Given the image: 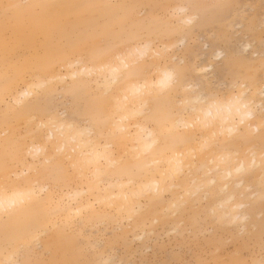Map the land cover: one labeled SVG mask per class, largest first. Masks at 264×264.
Returning a JSON list of instances; mask_svg holds the SVG:
<instances>
[{"label":"bare ground","instance_id":"bare-ground-1","mask_svg":"<svg viewBox=\"0 0 264 264\" xmlns=\"http://www.w3.org/2000/svg\"><path fill=\"white\" fill-rule=\"evenodd\" d=\"M110 1L62 0L57 3L55 0H25L69 5H107ZM138 2L124 0L120 4L138 5ZM180 7L178 5L172 9V19L173 13ZM135 9H129L126 13L95 9L87 13L89 17L85 13H75L68 17H73L76 25L82 24L89 28L101 19V32L98 36L110 41L105 47L96 46V49L101 52L115 49L127 51L130 46L140 60V70L134 77L124 72L114 77L106 68L111 62L106 55L90 60L87 68L76 66L75 61H56L45 66L41 73L48 83L43 101L45 104L64 106L57 100L65 96L71 98L73 105L79 104L83 97H91L96 102L97 122L93 125L92 136L84 138V146L69 142L70 133L67 129L63 134L56 132L49 138L45 130L38 128L42 116L40 107L32 98H22L19 89L32 77L27 68L28 63L39 60L42 54L31 59L25 58L15 65L9 60L6 62L0 32V106L5 110H14L12 116L0 119V197H3L7 186L9 195L16 192L27 200L23 207L7 213L0 210V264H25L22 256L29 259L31 244H41L42 241L43 247L45 245L52 250L48 261L42 264H62L74 260L76 250L65 238V234H68L67 231L73 227L76 219H80L84 225L92 223L87 221L88 218L96 222L92 225L111 221L119 227L125 221H130L134 223L128 226L133 227L138 217L137 226L141 228L138 239L141 240L148 234L147 231L154 233L157 223L167 224L170 219L174 224L171 231H178L182 227L183 214L198 212L202 216L205 208H198H203L208 200L219 201L223 198L227 201L235 197L246 209L247 200L252 204L264 199V134L259 132L264 118L261 115L263 119H260L254 108L255 103L260 101H257L256 96L262 85H256L257 81L253 83L256 78L250 76L254 86L250 96L247 95V88H237L236 92L246 97L248 110H233L231 114L225 112L223 117L214 112L206 118L208 124L214 125L217 131L223 120L227 119L228 122L223 123L221 139L227 142V151L223 154L230 159L220 164L222 175L213 178L217 183L209 185L208 191L192 201L187 195L189 189L193 183L202 182L206 165L211 163L213 156L218 159L220 155L200 151L203 139L197 137L202 133L210 135V132L203 125L197 126L195 130L177 127L178 121L191 119L190 112L181 100L183 89L163 98V102L175 113L171 119L159 114V97L153 95L141 99L134 97L130 91L134 84L142 82L145 77L151 79L154 66L161 63L172 65L188 74L193 72L189 67L173 65L176 58L171 54L179 40L173 39L174 33H178V26H182V22L191 16L187 14L188 9L180 13L179 19L173 21L176 24H170L172 29L162 34L163 30L151 25L155 19L153 17L133 22L131 18ZM130 32L131 40L121 38L127 37ZM180 41L184 42L185 39ZM31 42L35 40L21 36L9 55L17 47L28 48ZM10 68L11 73L4 74ZM194 72L201 75L200 69ZM142 103L152 108L151 115L140 121L148 132L137 128V139L133 140L126 132L118 130V122L126 109L140 110ZM248 111L251 112L250 116ZM106 118L107 124L104 123ZM150 122L155 126H149ZM17 124L23 132L14 136ZM135 124L133 120L132 126L135 127ZM234 126L239 128L238 134H229L228 129ZM189 137L190 143L186 142ZM146 144L150 145L147 149ZM241 168L242 171L237 172ZM164 193L169 195L166 200L163 198ZM226 208L231 211L227 205ZM248 213L255 214V208H249ZM178 214L182 219H174ZM246 220L242 218L237 221L233 218L226 227L239 229L241 226L244 229ZM58 224H61L60 228ZM68 225L71 227L66 229ZM53 229L56 232L49 236ZM46 233L48 236L44 240Z\"/></svg>","mask_w":264,"mask_h":264},{"label":"snow or ice","instance_id":"snow-or-ice-1","mask_svg":"<svg viewBox=\"0 0 264 264\" xmlns=\"http://www.w3.org/2000/svg\"><path fill=\"white\" fill-rule=\"evenodd\" d=\"M137 7L140 6L126 4L69 5L25 2V0H0V32H2L6 62L9 59L12 47L21 36H27L37 41L42 54L39 60L28 63L27 68L32 73V77L24 82L19 92L22 98H32L40 107L42 116L37 126L39 129L45 130L49 138L56 132L63 134L67 129L70 133L68 141L84 146V138H90L93 134V125L97 122V108L96 102L91 97H83L79 104L71 107L68 105L53 106L45 104L43 101L48 83L46 78L41 75L45 66H50L56 61L67 60L75 61L78 67L87 68L90 60L106 55L111 60L106 68L114 77L120 72L134 77L140 70V60L137 59L130 46L127 51L122 49L98 51L95 40L99 33H93L89 27L76 25L68 17L75 13L87 14L90 10L95 9L119 10L120 13H126L127 10ZM234 7L231 4L182 6L173 13V18L178 20L179 14L187 11L188 8H202L215 12L230 11ZM261 7L264 8V0H262ZM262 16H264V12H262ZM199 21L200 17L193 15L189 20L182 23L195 25ZM261 23L264 25V19ZM134 31L133 28L132 32ZM261 32V46L264 49V27H262ZM121 38L131 40V32L127 37L122 36ZM214 57L211 65L207 62L197 65L203 77L189 76L188 73L182 72L172 65L161 63L154 66L155 70L151 75V79L145 77L142 82H137L130 89L134 97H140L141 99L153 95L159 97V114L167 116L169 119L175 113L169 105L163 102V98L170 97L172 93L183 89L184 95L181 100L186 106V110L190 112L191 119L178 121L177 127L195 130L197 126L203 125L210 132V135L202 133L200 137H197V139H203V143L200 144V151L220 153V155L218 159L213 156L211 163L206 165L202 182L199 184L193 183L192 188L189 189L187 195L192 201L199 199L202 193L208 191L209 185L217 183V180L213 178L222 175L220 164L230 159L229 156L223 154L227 151V142H222L221 139L223 137V123H227V119L223 120L220 130L217 131L214 125L208 124L206 118L212 116L214 112L217 116L223 117L225 112L231 114L233 110L240 112L249 109L244 94L237 93L234 88L229 90L228 86L229 80L238 83L239 78L245 72L244 67L235 60H229L226 49L216 52ZM261 60L262 70H264V55H262ZM73 78H75V75ZM127 98L126 94L125 99L127 100ZM151 113V106L143 103L140 110L135 108L126 109L118 122V130L126 132L130 139L136 140L137 128L145 133L148 132L147 128L142 127L140 121L149 117ZM248 115H251L250 111H248ZM202 117L205 119L202 120ZM133 120L136 121L135 127L132 126ZM125 122H127V126H125ZM104 123H108L107 118ZM240 123L242 124L243 120ZM228 132L229 134H238L239 128L236 126L231 127ZM186 142L190 143L191 138H186ZM145 147L147 149L150 145L146 144ZM262 160H264V157H262ZM240 171H242V168L237 169V172ZM228 175L230 176L231 173L229 172ZM205 199L208 198L205 197ZM26 203L27 200L22 194L13 192L9 195L6 186L3 197H0V210L7 213L17 207H23ZM226 205L231 208V211H228ZM203 207L205 211L201 219L205 223L226 226L233 218L237 221L247 218L245 205L238 202L235 197H231L227 201H224L223 198L219 201L208 200ZM70 227L71 225H68L66 229ZM230 250L227 249V251ZM62 264H86V262L69 260L62 262ZM101 264H108V262L102 261ZM188 264H230V262L227 260L199 259L192 260ZM244 264H264V231L261 233L259 259H249Z\"/></svg>","mask_w":264,"mask_h":264},{"label":"rangeland","instance_id":"rangeland-1","mask_svg":"<svg viewBox=\"0 0 264 264\" xmlns=\"http://www.w3.org/2000/svg\"><path fill=\"white\" fill-rule=\"evenodd\" d=\"M55 1L58 3L62 0ZM122 1L124 0H111L108 4H120ZM214 4H231L235 7L230 11L215 12L202 8H188L187 14L199 16L200 21L195 25L184 23L182 26H178L179 32L173 35L174 40H179H177L178 43L171 53L176 58L172 64L189 67L193 71L189 76L203 77L202 73L197 75L194 72L199 69L197 65L202 62L211 65L215 58L214 54L221 49H226L228 59L237 61L245 69L238 83L229 80V90L234 88L236 91L237 88L244 87L248 89L246 92L250 96L254 90L253 83L257 81L256 85L261 84L262 87L260 88L262 89L257 90L258 96H256L257 101H260L259 103L255 101L257 103H255L254 108L256 115L263 119L264 70H262L261 57L264 55V49L261 46V29L264 25L261 21L264 19L262 16L264 8L261 7L262 0H139L138 6L140 7L135 9L137 12L135 11L131 19L133 22H137L153 17L155 19L152 20L151 25L163 30V34L165 31L171 30L172 25L176 24L171 16L174 7L178 5ZM86 16L89 17L88 14ZM68 19L72 22L74 20L73 17ZM100 20L98 19L94 25L90 26L93 33L101 32ZM182 37L185 39L184 42L180 41L183 39ZM109 41L110 39L98 36L95 44L98 47H105ZM157 44L160 42L157 41ZM39 54L41 52L37 41H35L31 42L28 48L17 47L9 55L8 60L15 65L25 58L31 59ZM10 73L11 68L6 69L4 74ZM250 76L256 78L253 83ZM256 88L258 89L259 86ZM259 94H261L260 97ZM178 98H180L179 95ZM57 101L63 105L73 106V101L67 96ZM13 113L14 110H5L4 107L0 106V119L5 116H12ZM148 124L155 126L151 122ZM166 124L168 123L166 122ZM21 130L22 127L17 124L14 128V136L22 133L23 130ZM259 132L264 134V124L260 127ZM168 197L169 195L164 193L163 198L166 200ZM247 204V220L244 229L240 228L241 226L239 229L238 227L231 229L226 226H219V228L217 225L211 224L214 226L213 228L201 219L202 216L198 212L195 214L189 212L183 214L182 227L179 226L182 229L171 231L174 224L170 219L171 223H157L154 226V233L147 231L148 234H145L141 240L138 239V235L141 234V228L137 226L138 217L133 227L128 226L129 223H134L130 221H125L123 226L119 227L117 223L111 221L92 225L96 222L87 218V221L92 223L84 225L80 219H76L73 227L67 231L68 234H65V238L73 244L74 250H76L77 255L73 261H84L86 264H101L102 261L106 260H108L106 261L108 264H188L192 260L199 259L227 260L230 264H244L249 259H259L261 233L264 231V199L252 202V204L247 200ZM249 208H255V214L248 213ZM203 209L204 207L198 208V210ZM179 218H181L180 214L174 219L178 220ZM57 226L60 228L61 224ZM53 232L55 233L56 229H53L48 235H53ZM48 235L46 233L43 239L45 240L44 237ZM42 243L31 244L29 259L22 256V261L25 264H42L48 261L52 250L45 245L43 247ZM227 249L231 250L227 251Z\"/></svg>","mask_w":264,"mask_h":264}]
</instances>
